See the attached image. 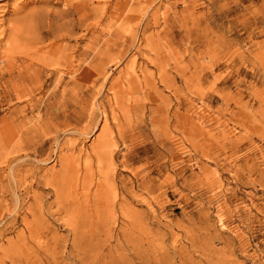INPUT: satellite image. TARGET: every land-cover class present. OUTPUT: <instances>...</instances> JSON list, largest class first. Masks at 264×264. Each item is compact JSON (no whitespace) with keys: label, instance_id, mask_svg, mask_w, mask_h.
<instances>
[{"label":"rangeland","instance_id":"rangeland-1","mask_svg":"<svg viewBox=\"0 0 264 264\" xmlns=\"http://www.w3.org/2000/svg\"><path fill=\"white\" fill-rule=\"evenodd\" d=\"M0 264H264V0H0Z\"/></svg>","mask_w":264,"mask_h":264}]
</instances>
